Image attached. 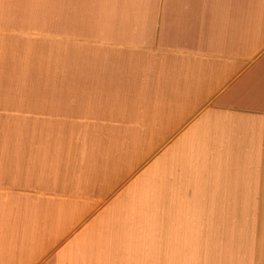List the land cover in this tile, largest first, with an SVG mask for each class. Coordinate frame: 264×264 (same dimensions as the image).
Here are the masks:
<instances>
[{"label":"crops","instance_id":"obj_1","mask_svg":"<svg viewBox=\"0 0 264 264\" xmlns=\"http://www.w3.org/2000/svg\"><path fill=\"white\" fill-rule=\"evenodd\" d=\"M0 264H264V0H0Z\"/></svg>","mask_w":264,"mask_h":264},{"label":"rangeland","instance_id":"obj_2","mask_svg":"<svg viewBox=\"0 0 264 264\" xmlns=\"http://www.w3.org/2000/svg\"><path fill=\"white\" fill-rule=\"evenodd\" d=\"M180 157V156H179ZM180 162H174L172 166L168 165L167 169L165 170V166L160 165V174L154 175L156 178H170L173 180L171 176L173 172L179 169ZM140 192L136 193L133 197L136 200H149V201H156V200H190V199H198L197 198V191H180L179 189H168V187H162L154 185L153 182L148 183L147 186H142Z\"/></svg>","mask_w":264,"mask_h":264}]
</instances>
